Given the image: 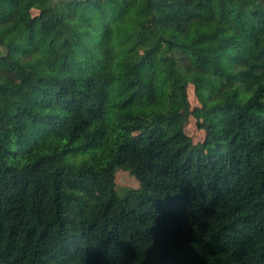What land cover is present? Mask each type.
Segmentation results:
<instances>
[{
  "label": "trees",
  "instance_id": "1",
  "mask_svg": "<svg viewBox=\"0 0 264 264\" xmlns=\"http://www.w3.org/2000/svg\"><path fill=\"white\" fill-rule=\"evenodd\" d=\"M0 264H264V0H0Z\"/></svg>",
  "mask_w": 264,
  "mask_h": 264
},
{
  "label": "rangeland",
  "instance_id": "2",
  "mask_svg": "<svg viewBox=\"0 0 264 264\" xmlns=\"http://www.w3.org/2000/svg\"><path fill=\"white\" fill-rule=\"evenodd\" d=\"M187 96L191 109L200 107L201 102L196 98L191 87L187 89ZM184 132L191 136L194 142H200L204 138L202 131L196 128L193 118H190L188 123L184 125ZM115 183L118 189H135L138 187V181L127 170H119L116 172Z\"/></svg>",
  "mask_w": 264,
  "mask_h": 264
},
{
  "label": "clouds",
  "instance_id": "3",
  "mask_svg": "<svg viewBox=\"0 0 264 264\" xmlns=\"http://www.w3.org/2000/svg\"><path fill=\"white\" fill-rule=\"evenodd\" d=\"M97 246H99V245H93V247H97Z\"/></svg>",
  "mask_w": 264,
  "mask_h": 264
}]
</instances>
